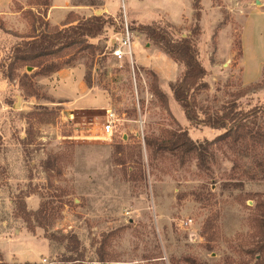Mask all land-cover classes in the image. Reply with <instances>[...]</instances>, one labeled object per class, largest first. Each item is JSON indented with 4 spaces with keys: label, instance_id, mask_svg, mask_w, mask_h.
Listing matches in <instances>:
<instances>
[{
    "label": "rangeland",
    "instance_id": "obj_1",
    "mask_svg": "<svg viewBox=\"0 0 264 264\" xmlns=\"http://www.w3.org/2000/svg\"><path fill=\"white\" fill-rule=\"evenodd\" d=\"M37 1L52 4L7 0L10 12L24 9V27L20 20H0V264L80 263L67 240L54 242L51 235L76 236L80 264H264V246L256 255L255 209L264 200V147L252 139L217 142L203 167L194 156L180 162L152 153L147 139L162 140L179 129L195 143L224 131L186 120L172 95L184 69L141 32L142 24L129 20L126 0H118L116 12L109 8L115 0H70L72 10L94 3L93 16L106 10L113 22L88 41L93 51L70 50L46 62L73 58L64 69L82 72L89 89L83 101L58 99L54 73L10 70L13 48L35 36L32 25L47 18ZM63 5L53 0V23L70 11ZM201 6L194 45L206 76L190 95L198 120L232 105L241 112L263 109L264 0H201ZM125 22L133 67L107 50ZM153 24L177 40L196 22L192 13L180 27ZM55 29L46 25L42 32ZM66 87V96L75 95L70 83ZM107 109L122 119L112 141L101 132ZM257 125L264 133L262 120ZM20 204L38 220L31 217L27 225Z\"/></svg>",
    "mask_w": 264,
    "mask_h": 264
},
{
    "label": "trees",
    "instance_id": "obj_2",
    "mask_svg": "<svg viewBox=\"0 0 264 264\" xmlns=\"http://www.w3.org/2000/svg\"><path fill=\"white\" fill-rule=\"evenodd\" d=\"M36 5H43L46 9L49 7L47 2L41 3L37 1ZM81 6L93 7L95 4L90 3ZM192 10L196 24L191 33L185 38L179 37L177 40H173L168 36L166 31L155 24L142 25L140 26V30L175 63L183 67V75L173 85L172 95L182 109L186 120L191 124L198 125L202 123L210 129L222 130L224 132L213 141L195 143L189 138L187 131L179 129L171 132L166 138H162V140L147 139L145 142L146 146L152 149L153 154L168 153L176 157L180 162H184L186 158L194 156L198 166L203 167L206 165L210 146L217 142L222 141L224 144L235 145L241 141L252 139L258 145L264 147V133L260 131V125L256 126V119L262 120L264 126V108L241 112L236 111L235 106L232 105L223 109L221 114L209 116L202 122L198 120L195 110L196 104L191 100L190 95L193 90L199 88L201 81L206 76V70L198 61L197 50L194 45V39L200 35L201 30L199 25L202 17L201 0H193ZM73 23L75 24L71 25ZM109 24L113 25V22L111 23L104 14L85 19L82 18L81 20L77 19L71 22H68L66 19V23L63 26L67 27L55 29L52 32H42V29L48 25L46 21L35 22L32 25V29L36 31L35 36L27 41H22L13 48V59L10 64V70L16 67L24 69L31 67L38 69L35 73L37 76H47L56 73L68 67L73 58L65 64L57 62L46 64L48 60L58 58L70 50H75L74 52L76 53L88 50L93 51L94 48L88 41L100 36ZM0 30H2L1 21ZM23 77L27 78V75L25 74ZM152 91L156 96L165 100V97L157 88L154 87ZM18 208L22 213L21 217H18L22 218L27 225L30 224L31 217L35 218L37 216V213L27 212L23 204H20ZM255 209L259 229V247L256 250V255H259L258 253L261 252L264 246V200L258 202ZM35 220H38L37 217ZM49 240L59 243L67 240V250L70 253L76 254L78 257L77 262L81 263L83 261L80 259L82 255L78 250L79 242L76 236L71 235L66 238L51 235ZM187 263L193 264L190 260H187Z\"/></svg>",
    "mask_w": 264,
    "mask_h": 264
},
{
    "label": "crops",
    "instance_id": "obj_3",
    "mask_svg": "<svg viewBox=\"0 0 264 264\" xmlns=\"http://www.w3.org/2000/svg\"><path fill=\"white\" fill-rule=\"evenodd\" d=\"M126 14L129 17V20L132 22H136L137 24L142 25H151L153 23H159V22H167L175 27H180L184 20L187 19L189 16L192 15V2L193 0H126ZM70 0H64V5L61 7H69ZM111 4V3H110ZM118 0H115L113 4L109 7L110 10H114L115 12L118 10ZM54 8H57L53 6V0L52 4L47 9V18L46 22H48V25L51 27H59L64 28L67 26H63L66 23V19L68 14L74 13L80 14L85 16V18H89L93 16V13L91 12L92 7H83V6H76L71 7L76 10L70 9L68 14L65 16V19L59 22L53 23L52 14L54 11ZM108 7H106L107 9ZM24 9L17 12H10V7L8 6L7 0L0 1V20L2 22H5L6 20L9 21L10 19H15V21H21V25L24 27L25 24L22 23V20L20 19V14L23 12ZM106 11V10H105ZM100 12L101 15L105 12ZM203 11V10H202ZM64 16L62 18H64ZM84 18V19H85ZM73 21V20H72ZM75 23L71 24L74 25ZM119 32V31H116ZM117 35V34H116ZM114 38L110 40V42H113ZM73 74L71 69H61L60 71L54 73L52 77H55L56 82L58 85L56 86V97L58 99H63L67 101H74V102H81L83 101L87 95L89 94V89L86 84V82L83 79V74ZM66 83H70L73 90L75 91V95L72 97H68L65 95L66 91ZM90 104L92 100L86 101Z\"/></svg>",
    "mask_w": 264,
    "mask_h": 264
},
{
    "label": "built area",
    "instance_id": "obj_4",
    "mask_svg": "<svg viewBox=\"0 0 264 264\" xmlns=\"http://www.w3.org/2000/svg\"><path fill=\"white\" fill-rule=\"evenodd\" d=\"M117 35H118L117 38H115L113 42L107 44L108 53L115 60L130 61V64L133 67V60L131 54L133 37L126 22L124 23V26L121 27ZM120 121H122V119L113 110L111 109L105 110L103 115L101 132L107 140L112 141L114 135L116 134L115 129ZM136 123L140 125L142 124L140 120H137ZM190 223L191 220H187L184 223V225H188Z\"/></svg>",
    "mask_w": 264,
    "mask_h": 264
},
{
    "label": "water",
    "instance_id": "obj_5",
    "mask_svg": "<svg viewBox=\"0 0 264 264\" xmlns=\"http://www.w3.org/2000/svg\"><path fill=\"white\" fill-rule=\"evenodd\" d=\"M96 15H101V13H100V12H97ZM30 70H31V68H27V71H30ZM17 107H18V102H17V104L15 105V108H17Z\"/></svg>",
    "mask_w": 264,
    "mask_h": 264
}]
</instances>
